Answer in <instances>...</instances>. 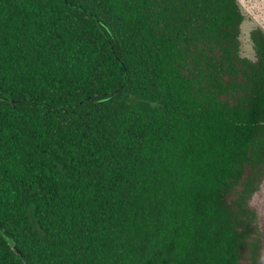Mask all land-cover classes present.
<instances>
[{
    "label": "trees",
    "instance_id": "1",
    "mask_svg": "<svg viewBox=\"0 0 264 264\" xmlns=\"http://www.w3.org/2000/svg\"><path fill=\"white\" fill-rule=\"evenodd\" d=\"M237 0H0V264H264V30Z\"/></svg>",
    "mask_w": 264,
    "mask_h": 264
},
{
    "label": "rangeland",
    "instance_id": "2",
    "mask_svg": "<svg viewBox=\"0 0 264 264\" xmlns=\"http://www.w3.org/2000/svg\"><path fill=\"white\" fill-rule=\"evenodd\" d=\"M244 16L241 27V44L244 56L253 57V48L250 34L256 28L264 30V0H237ZM264 226V186L260 194L254 199Z\"/></svg>",
    "mask_w": 264,
    "mask_h": 264
}]
</instances>
